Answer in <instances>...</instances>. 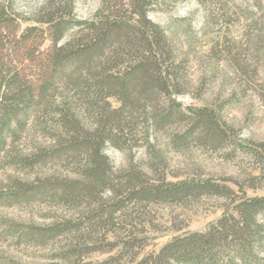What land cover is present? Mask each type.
<instances>
[{
  "label": "rangeland",
  "instance_id": "rangeland-1",
  "mask_svg": "<svg viewBox=\"0 0 264 264\" xmlns=\"http://www.w3.org/2000/svg\"><path fill=\"white\" fill-rule=\"evenodd\" d=\"M48 1L0 0V84L36 79L52 45L36 22ZM72 2L77 20L118 5L132 22L126 0ZM148 18L178 72L168 96L138 99L130 87L123 108L116 91L88 88V107L85 88L56 77L4 131L0 264H139L176 236L204 232L240 198L264 197V0H150ZM62 101L77 122L58 140ZM175 103L186 117L162 121ZM119 108L121 122L111 119ZM101 134L100 174L90 156Z\"/></svg>",
  "mask_w": 264,
  "mask_h": 264
},
{
  "label": "trees",
  "instance_id": "trees-1",
  "mask_svg": "<svg viewBox=\"0 0 264 264\" xmlns=\"http://www.w3.org/2000/svg\"><path fill=\"white\" fill-rule=\"evenodd\" d=\"M149 5L150 0H126L132 22L123 21L118 5L111 7L112 10L104 8L92 18L77 20L72 0L48 1L47 10L39 14L36 22L45 26V30L38 31L40 37L47 35L52 45L46 56L37 62L36 79L26 88L16 78L11 83L0 84V151L5 147L4 131L9 130L11 124L20 123L18 116L24 108L19 107L24 100L39 105L56 77L64 79L67 86L74 89L78 86L86 92L93 89L95 97L101 94L106 97L116 91L123 99V108L130 101V87L135 88L138 99L152 101L159 94L168 96L169 88L177 85L178 72L173 68V61L167 63L173 59L170 46L162 31L149 20ZM36 29L33 26L29 31ZM66 35L68 38L61 43ZM113 36L122 39L116 48L112 45ZM90 90L83 92L88 107L93 105L87 96ZM57 107V129L73 133L71 125L77 121L70 115V107L65 101ZM123 108L113 111L111 119L121 122ZM180 108L178 103L173 104L162 121L186 117ZM152 117L156 125L154 115ZM55 137L60 140L61 131ZM75 139L70 146L88 144L87 140ZM105 139L109 136L98 135L97 144L92 143L96 147L94 158L90 156L93 161L99 157L93 168L100 174L107 170V158L102 152ZM263 251L264 197H243L204 232L176 236L139 264H264V257L260 256Z\"/></svg>",
  "mask_w": 264,
  "mask_h": 264
}]
</instances>
